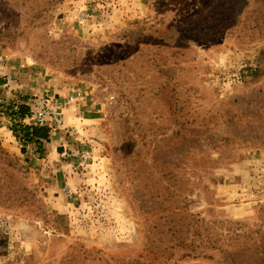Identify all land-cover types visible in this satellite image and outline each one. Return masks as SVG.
<instances>
[{
	"label": "rangeland",
	"instance_id": "374dc122",
	"mask_svg": "<svg viewBox=\"0 0 264 264\" xmlns=\"http://www.w3.org/2000/svg\"><path fill=\"white\" fill-rule=\"evenodd\" d=\"M0 105V264H264V0H0Z\"/></svg>",
	"mask_w": 264,
	"mask_h": 264
},
{
	"label": "built area",
	"instance_id": "2783aa9c",
	"mask_svg": "<svg viewBox=\"0 0 264 264\" xmlns=\"http://www.w3.org/2000/svg\"><path fill=\"white\" fill-rule=\"evenodd\" d=\"M87 100L84 89L72 88L67 96V102H83ZM29 106L27 119L34 126H50L51 123H61L65 100L56 95L35 96Z\"/></svg>",
	"mask_w": 264,
	"mask_h": 264
},
{
	"label": "trees",
	"instance_id": "16d2710c",
	"mask_svg": "<svg viewBox=\"0 0 264 264\" xmlns=\"http://www.w3.org/2000/svg\"><path fill=\"white\" fill-rule=\"evenodd\" d=\"M17 108L18 109L15 111V113H17L18 116L23 117L27 111V108L23 104L18 105ZM11 113H13V110L11 111ZM14 131L16 134L20 133V138L23 140L24 143L36 142L38 145H41V141H46L49 137V130L45 126L29 128L25 125H20V128L18 130L14 129Z\"/></svg>",
	"mask_w": 264,
	"mask_h": 264
},
{
	"label": "crops",
	"instance_id": "0c3cea01",
	"mask_svg": "<svg viewBox=\"0 0 264 264\" xmlns=\"http://www.w3.org/2000/svg\"><path fill=\"white\" fill-rule=\"evenodd\" d=\"M3 129H4V127H0V132H3L4 131Z\"/></svg>",
	"mask_w": 264,
	"mask_h": 264
}]
</instances>
